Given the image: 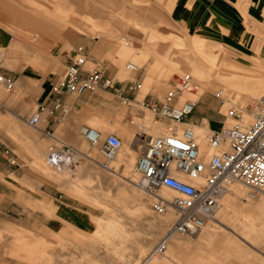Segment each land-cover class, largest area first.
I'll use <instances>...</instances> for the list:
<instances>
[{"label": "crops", "instance_id": "0c3cea01", "mask_svg": "<svg viewBox=\"0 0 264 264\" xmlns=\"http://www.w3.org/2000/svg\"><path fill=\"white\" fill-rule=\"evenodd\" d=\"M51 1L52 9L46 8L43 1L40 0H0V70L6 77L15 79L14 90L6 87L10 93L0 87V104L5 102L11 105L22 97V93L28 96L24 102L28 108H23L21 112L16 111V115L40 133L38 135L30 129L21 132L31 142V149L34 145L36 146L37 156L40 155V150L44 151L46 138L57 143L63 142L62 137L78 141V135L83 132L86 121L96 125L102 137L104 128L119 131L118 125L113 126L117 120L113 122L101 120L103 119L102 114L108 117L114 115L120 105L140 106L141 99L137 98L141 95L140 89L135 85L142 84L143 80L144 93L146 91L143 101L159 103L163 97L158 96L155 88L161 89L160 82L163 85L168 84L167 80L171 73L170 70H165V80L160 81L154 87L152 84L157 81L153 78V67L148 68L147 75L146 65L139 68L141 66L139 62L142 59L144 62L147 54L152 51L146 43L143 45L145 38L160 37L163 40L170 39L168 42H172V37L165 34L196 36L199 39L201 36L214 40L205 42V45H209V50L214 44L218 45L219 51L213 55L200 51L201 41L198 40L196 43L192 41V45H197L199 54L201 52L202 62L196 61V65L201 67V71L205 72L208 78L203 80L201 76H196L200 84L205 83L206 85L201 87L202 91L199 94L192 95L199 101L193 112L184 119V122L195 127L202 152H211L206 144L207 133L231 123L230 118L225 122L222 119L212 120L208 114L210 111L214 113L217 111L210 104L214 106L218 104L224 111L227 104H234L232 94L237 91L252 89L258 95H260L259 93L264 94L262 86L257 88L252 86V84L262 85L260 78L264 77V36L262 39L253 38L246 31L248 20L251 26L254 19H264V0H65L68 8L62 6L60 0ZM94 2H96L95 6L100 4L101 8H113L115 5L116 9L112 15L116 16L117 22L114 24L111 21L113 24H110L108 20L101 21L90 15L86 16L84 12L76 9L78 3H84L85 12H93ZM89 3L91 5H88ZM79 17L83 19L80 22ZM121 19L123 22L125 21L124 24ZM132 22L135 23L129 26L132 28L126 29V33L132 41L127 42L126 38L127 44H117L116 32L124 31L125 25ZM142 25L158 29L159 32L165 34L144 28ZM93 28H96L98 32L108 29L111 31V36L105 35V41L100 40V36H94L95 40L85 37L84 46H77H81L90 59L89 61L87 58L86 64L88 62L98 64L108 76L113 78V85L107 89H88L79 95L67 92L61 94L62 103L68 109L65 115H71L66 120L60 121L61 112L53 108L54 96L51 92L50 81L59 75L62 67L74 55L77 46L73 50L68 49L72 42H75L74 39L79 35H89L79 31L84 29L86 32H91ZM142 40L144 41L142 42ZM173 43L181 54V57L176 60L188 62L191 59L189 56L191 48L185 50L186 46L183 41L178 39H174ZM104 44L109 46L106 51L107 54L113 55L114 61H111L109 57L99 60L91 56L92 51L96 53L104 51L102 50ZM160 48H164L165 52L171 51V44L164 42ZM153 51L155 52V48ZM197 59H199L198 56H194L193 60ZM123 60L133 61L139 68L137 71L130 70L131 79L121 80L117 77L118 74L123 76L129 73L127 68L124 69ZM150 60L152 59L149 58L148 61ZM86 64L84 69H92L88 68ZM181 67L188 68L187 65ZM181 67L172 66V69L176 71ZM216 77H224V79H216ZM235 78L244 79L241 81ZM220 82L227 83L225 92L228 96L222 104L221 101L213 102L209 97L213 94L216 83ZM130 86L133 88L131 89ZM258 95L253 94L250 99L253 100ZM205 99H210V104L200 102ZM32 105H36V107L30 116L35 112H38L40 116L36 125H31L28 121L30 118L28 110ZM11 118L12 115L0 113V120ZM140 119H143L149 131L155 134L166 132L165 125L155 124L150 115L144 118L142 116ZM215 123L219 124L218 127L214 126ZM185 125L187 126V124H181V126ZM125 129L128 130V134L122 136V141L125 143L110 165L116 171L121 168L127 172L135 166L137 152L131 146L132 130L127 127ZM46 131H49L50 135H46ZM0 141H2L1 138ZM1 147L3 148L0 142V184L6 187L22 171V167L20 164L14 165L15 169L12 168L13 166H9L10 164L8 165L3 158ZM94 149L92 151L95 154L97 151ZM32 154L33 152L29 155ZM119 174L123 175V172H119ZM237 187L232 185V188L239 190V193H231L233 195H229L230 197L226 193L217 212V216L222 217L221 221L230 217L229 227L222 230L207 227L204 231L208 229L209 231L203 233L210 239L209 245L219 246L217 251H207V255L225 262L236 261L239 258L238 249L244 243L253 247H264V227H261L255 219L261 217L243 213L247 206V203L241 201L244 198V188L241 185ZM0 194L4 195V198H9L7 192L3 194L0 192ZM259 200L255 203L261 205V197ZM248 202L253 203L254 201L249 199ZM219 230L221 231L217 233ZM184 241L180 236L174 237L167 248L162 264L176 263V250L180 251L191 245H198L197 243H184Z\"/></svg>", "mask_w": 264, "mask_h": 264}, {"label": "rangeland", "instance_id": "374dc122", "mask_svg": "<svg viewBox=\"0 0 264 264\" xmlns=\"http://www.w3.org/2000/svg\"><path fill=\"white\" fill-rule=\"evenodd\" d=\"M40 1H43L46 8H53L51 0ZM60 2L62 6L68 8L65 0H60ZM94 3L93 12H85L84 9L86 6L84 3H78L76 9L82 13L84 12L86 16L90 15L101 21L108 20L110 24H115L117 22L115 19L116 16L114 17L112 15L116 9L115 5L113 8H101L99 3L97 6H95L96 2ZM88 5L91 4L89 3ZM81 20L83 19L79 17V22ZM121 22L123 24L125 23L122 19ZM247 22L248 23L245 22L248 26L246 31L252 35L251 37L262 39L264 36V19H254L251 26L249 25L250 21L248 20ZM133 24L135 23L126 24V27L123 26L125 27L124 31L116 32L117 44L125 45L129 40L132 41L129 35H127L126 29L132 28L129 26ZM144 28H150L159 32L158 29L148 26H144ZM79 32H84L89 35H79L74 39L75 42H72V45L68 48L69 50H73L77 45L84 46L85 37L95 40V38H93L94 36H100L99 39L105 41V35L111 36V31L108 29L102 30L101 32L96 31V28H93L91 32H86L83 29ZM138 33L140 34V32ZM159 33L165 34L163 32ZM165 35L171 36L173 41L168 42L170 39L163 40V38L160 37H156L155 39H147L144 37L145 41L142 40V42L144 41L143 45L146 43L150 46L152 51L147 54V58L144 62L143 59L139 62L141 65L139 68H143L146 65V75L148 74V68L153 67V78L157 81L152 84L154 87L157 86L160 81L165 80L164 71L170 70L171 75L167 80L168 84L163 85L160 82L161 89L155 88L160 98H162L173 83L177 81L176 78L184 73L192 75L199 84L200 82L196 76H201L203 80L208 78V75L201 71V67L196 65V61L198 63H200V61L202 62L201 52L214 55L219 51L217 44H214L211 50H209L210 47L209 45H205V42L214 40L208 38L200 36L199 39L196 36ZM123 38H127V42H125ZM174 39L183 41L186 46L184 47L185 50L191 48L189 55L191 59L188 62L176 60L181 57V54L179 50L176 49L177 47L174 46ZM198 40L201 41L200 54L197 45H192V41L196 43ZM163 41L171 44V51L165 52L163 50L164 48H160L164 43ZM156 45L160 46L156 48ZM65 47L67 48V46ZM108 47L109 46H106V44L102 45V50L104 51L99 53L92 51L91 56L99 60L109 57L111 61H114L113 55L107 54L106 49ZM154 48L155 52L153 51ZM194 56H198L199 59L193 60ZM149 58L152 60L148 61ZM88 60L90 61L89 58ZM122 62L123 66L125 65L124 69H126L129 61L123 60ZM185 65H187L188 68L181 67ZM86 66L88 68H100L98 64L93 62H88ZM172 66H180L181 68H177L175 71L172 69ZM64 67H62L61 71L58 73L59 75L63 73ZM127 70L129 72L127 75L120 76L118 74L117 77L121 80L131 79V71L128 68ZM262 78H260L262 85L252 84V86L255 88L262 86L261 88H264V81ZM12 79L15 80L14 78ZM220 79H224V77H220ZM201 85L202 83L200 86ZM0 87L10 93L5 86L1 85ZM144 87L145 84L143 80L142 87L140 88L141 95L137 97L141 99V101L146 93V91L144 93ZM225 88H227V83H216L213 94L209 95L211 100L213 102H219L215 96V92H217L218 89L225 90ZM12 90H14V88ZM238 93V95L235 93L232 94L234 98L233 103H239L240 100H242L240 94H248L247 96L249 98H246L248 102L244 104L247 110L254 101V99L252 100L250 97L253 94L258 95V93H255L252 89L249 91L241 90L238 91ZM259 94L261 95L262 93ZM227 96L228 94L224 91L222 95L224 102ZM27 98L28 96L22 93V97L13 102V104L9 105L5 102H1L0 104L1 114L12 115V118L9 120H0L1 145L3 148H9L11 152L13 151L14 157L16 158L14 164L7 163L8 165L10 164L9 166H13V169H15L14 165L17 164H20L22 167V171H20L16 175L17 177L8 183L6 187L0 184V192H2V194L7 192L9 195V198H4V195L0 194V264H138L169 233V226L174 219L173 210L168 211L167 209L163 212H159L155 209L153 206V195L146 190L140 189L136 185L140 177L134 170L135 166L127 172H124L121 168L116 171L114 167L112 170L103 167L101 163L105 161V157L101 151L100 142L92 145L84 138L82 133L78 135V141L62 137V139H60L63 142L57 143L46 138L44 151L40 150L41 153L37 156L36 146L34 145L31 149V142L27 140L25 138L26 136L21 134V132L25 129H30L38 135H40V133H38L34 127L24 123L22 119L16 115V111L21 112L23 108H28L24 105ZM185 98H193V96L188 92L183 93L180 100H184ZM211 100L205 99L200 102L203 104H210ZM231 105L232 104H227V107L222 111L220 105L216 104V106H214L210 104V106L214 107V110L217 111H215L217 114L210 111L208 116L215 121L223 120L222 114L226 113L228 107ZM35 107L36 105H32L30 110H28L29 116ZM138 110L140 111L137 112ZM70 115H65V112H62L59 117L60 121L66 120ZM102 115L103 119L101 120L112 122L117 120L113 126L116 127L118 125L120 128L119 131L117 129L104 128L101 140L108 133H115L122 139L123 134H128V130L125 129V127L131 129V146L136 149V160L143 149L146 136L148 134L158 135L149 131L147 128L145 131L143 129V133L141 132V134L138 135V125L144 124L146 126L143 119L140 118L150 115L151 120L155 124L165 125L163 120H158L149 109L143 106L126 107L125 105H120L118 111H115L114 115H110L109 117L104 114ZM155 119L157 120L155 121ZM85 123L86 125L84 128L86 126L96 128V125L93 123L87 121ZM218 125V123L214 124L216 127H218ZM62 143L73 146L77 150L76 154L78 159L75 160L76 163L73 165H64L60 168H56L47 163L48 146L50 144L59 145ZM3 148L1 147L2 154ZM93 148H95L94 150H96L97 153H93ZM31 152H33V154L30 156L29 154H31ZM119 172H123V175H120ZM132 176L134 177L133 181L130 180ZM232 185L237 187L239 184L234 182L231 186ZM156 191L157 190H155V192ZM161 191L168 192L170 190L164 188ZM231 193H239V190L232 188L228 191L227 195H233ZM174 195L175 193L172 192V196ZM263 196L264 194L257 192L256 196L251 198L254 201L253 203H249L245 197L241 199L242 202L247 203L243 213L261 217L255 218L256 221L260 223L259 225H261V227H264V220H262L264 219ZM260 197L261 205L255 203ZM218 217L222 219L221 216L218 215ZM228 217L222 220V226L212 228L222 230L229 227L230 217ZM205 231H209V229ZM205 231L202 230L192 235H181L176 233V235L185 240L184 243H197L198 245H191L180 251L176 250L175 255L177 261L176 263L169 264H264V247H253L245 243L238 249L239 258L234 262L221 261L220 259L214 258V256L207 255V251H217L219 246L209 245L210 239L207 238V235L203 234ZM173 239L169 241L168 246ZM164 258L165 253L161 259H155L158 262L154 261L152 264H162Z\"/></svg>", "mask_w": 264, "mask_h": 264}, {"label": "built area", "instance_id": "2783aa9c", "mask_svg": "<svg viewBox=\"0 0 264 264\" xmlns=\"http://www.w3.org/2000/svg\"><path fill=\"white\" fill-rule=\"evenodd\" d=\"M86 60L83 48L77 46L63 73L50 81L53 108L61 113L68 111L62 103L61 94L67 92L79 95L88 89H107L113 85V78L103 69H84ZM127 67L136 70L132 63H128ZM176 80L159 103L139 102L141 107L149 108L154 117L164 121L166 132L146 136L135 163V171L140 177L136 185L149 193L161 187L173 191L175 195L172 199L158 196L153 206L159 212L168 208L173 210L174 219L169 232L192 235L215 220L214 214L220 199L232 183L240 182L248 187L249 196L257 192L264 194V99H257L250 104L248 112L252 120L244 126L241 125L240 110L235 105L229 106L226 113L222 114V121L231 118L235 123L210 130L206 135V144L211 152H202L193 129L184 122L199 100L185 98L179 101L184 92L197 94L200 86L189 73L178 76ZM13 81L0 70V85L10 89ZM135 86L139 87L138 84ZM215 96L223 101L221 90L215 92ZM39 118V113L35 112L28 121L36 125ZM181 124L188 126L182 127ZM143 129V125L139 124L137 134L140 135ZM45 134L50 135V132L46 131ZM83 136L92 145L100 142L105 157L101 165L107 167L108 161L121 145L120 137L108 133L101 140L99 132L91 127L84 129ZM76 152L73 146L66 143L50 144L46 160L56 168L73 165L76 163ZM3 156L10 164L16 162L7 147L3 149ZM173 170L185 173L192 182L177 177Z\"/></svg>", "mask_w": 264, "mask_h": 264}, {"label": "bare ground", "instance_id": "6f19581e", "mask_svg": "<svg viewBox=\"0 0 264 264\" xmlns=\"http://www.w3.org/2000/svg\"><path fill=\"white\" fill-rule=\"evenodd\" d=\"M125 41H126V38H123ZM245 44V43H244ZM251 48V47H250ZM263 57V56H262ZM87 61V60H86ZM264 61V60H263ZM129 63H132L135 67H136V70H131L130 68H128L129 70H131V71H137L139 68H138V66L135 64V63H133V62H129ZM85 64H86V62H85ZM85 64L83 65V68H85L84 66H85ZM2 72V71H1ZM3 74V73H2ZM4 75V74H3ZM5 76V75H4ZM182 76V75H181ZM191 78H192V80H194L195 82H197L196 81V79L191 75ZM218 78H220V77H216V79H218ZM236 80H243L244 78H235ZM262 80L264 81V78H262ZM240 81V82H241ZM214 82V81H213ZM198 83V82H197ZM208 83V82H207ZM238 84V83H237ZM198 85L200 86V84L198 83ZM203 85H205V83H202V87H203ZM13 86H14V81L12 82V85H11V88H13ZM201 86H200V89H199V91H197V94H199L200 92H201ZM142 87V84H140L139 85V89ZM10 88V89H11ZM221 91H222V95H223V93H224V89H220ZM219 91V90H218ZM184 93H187V92H184ZM230 94V93H229ZM236 95H238L239 93H238V91L235 93ZM183 95V94H182ZM248 94H240V96L242 97V100H240V102L239 103H234L233 105H235L239 110H240V112H241V125H246L247 123H249L251 120H252V115H251V113L250 112H248V110H247V108H245V103L246 102H248V100H246V98L248 97L247 96ZM257 99H264V94H261V95H259V96H257L255 99H254V101L255 100H257ZM199 100V99H198ZM143 101V100H142ZM141 101V102H142ZM180 101V100H179ZM253 101V102H254ZM143 107H145V106H143ZM145 108H147V107H145ZM147 109H149V108H147ZM150 110V109H149ZM151 111V110H150ZM152 112V111H151ZM67 112H65V114H66ZM230 120H231V123L229 124V125H232V124H234L235 123V121H234V119H231L230 118ZM192 129H193V131H194V133H195V135H196V139H197V141H198V138H197V133H196V129H195V127L194 126H192V124H190V123H187ZM32 125V124H31ZM141 125H143V127H144V131H145V129H146V126L144 125V124H141ZM187 125V126H188ZM228 125V126H229ZM86 127H90V126H86ZM85 127V128H86ZM84 128V129H85ZM92 128V127H91ZM94 130H97L98 132H99V134H100V139L102 138V136H101V132L98 130V129H96V128H93ZM84 131V130H83ZM146 133V132H145ZM82 134H83V132H82ZM152 135H154V134H152ZM120 137V136H119ZM120 139H121V137H120ZM124 141H122V139H121V145H120V147H119V149H118V151L116 152V154H115V156L112 158V159H110L108 162L109 163H107V168L109 169V170H112L113 169V167L110 165L111 164V162L115 159V157L117 156V154H118V152H119V150L121 149V147L124 145ZM198 143H199V141H198ZM199 146H200V143H199ZM201 151V150H200ZM10 153H11V156L13 157V159H15L16 160V158L14 157V155H13V153L11 152V150H10ZM75 160H77L78 159V156H77V154H75ZM173 168V167H172ZM134 170H135V168H134ZM136 172V171H135ZM136 174H138L137 172H136ZM173 174L174 175H176L177 177H179V178H181V179H183V180H186V181H190V182H192L191 181V179H190V177H188L185 173H181L180 171H176V170H173ZM139 175V174H138ZM130 180L131 181H133L134 180V177L132 176L131 178H130ZM137 183V182H136ZM239 185H241L243 188H244V194H245V199L246 200H249V199H251V198H254L255 196H256V194H254V195H248V191H249V188L248 187H246V186H244L243 184H241L240 182H237ZM232 188V186L230 185L229 186V188H228V191L230 190ZM140 189H142V188H140ZM162 189H164V187H161V188H159L156 192H154V193H150L151 195H153V197H154V200L156 199V198H158V196L159 197H161V198H164V199H168V200H170V199H172L173 198V196H172V192H171V190L170 191H168V192H162L161 190ZM165 189H167V188H165ZM169 190V189H168ZM228 191L226 192V193H228ZM226 193L221 197V199H220V205H219V207L217 208V210H216V212H215V214H214V217H215V220L212 222V223H208L206 226H204L200 231H198V232H201L202 230H204L206 227H217V226H222L223 225V223H222V221H221V219L217 216V212L219 211V209H220V207H221V204H222V200H223V198H224V196L226 195ZM262 197V196H261ZM169 210H172L171 208H168V211ZM167 211V212H168ZM166 212V213H167ZM262 220H264V219H262ZM261 233V232H260ZM176 236H178V235H176V233H172V232H169L166 236H165V238L162 240V241H160L152 250H151V252L150 253H148V255L144 258V259H142L138 264H152V262H158L157 260H155V259H161L162 258V256L164 255V253L166 254V252L165 251H167V248H168V243H169V241L171 240V239H173L174 237H176Z\"/></svg>", "mask_w": 264, "mask_h": 264}]
</instances>
